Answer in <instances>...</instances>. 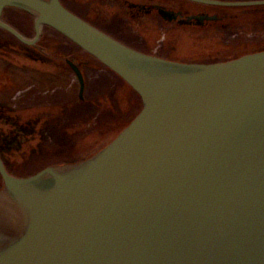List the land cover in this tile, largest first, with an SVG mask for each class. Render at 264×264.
Returning a JSON list of instances; mask_svg holds the SVG:
<instances>
[{"label": "water", "instance_id": "obj_1", "mask_svg": "<svg viewBox=\"0 0 264 264\" xmlns=\"http://www.w3.org/2000/svg\"><path fill=\"white\" fill-rule=\"evenodd\" d=\"M6 8L33 17L32 39L2 21ZM44 27L119 76L141 109L81 162L17 177L0 158V264H264V49L212 63L167 60L60 0H0V28L19 41L35 44ZM67 64L82 98L83 75Z\"/></svg>", "mask_w": 264, "mask_h": 264}, {"label": "rangeland", "instance_id": "obj_2", "mask_svg": "<svg viewBox=\"0 0 264 264\" xmlns=\"http://www.w3.org/2000/svg\"><path fill=\"white\" fill-rule=\"evenodd\" d=\"M124 1L78 0L86 6L82 11L87 10V18L91 20L92 14L98 13L108 22L111 20V24L115 23L118 12L124 15V10H128ZM241 12L233 10L232 14L238 16ZM3 19L26 38L34 36L32 16L8 8ZM127 20L123 24L129 34L124 39L175 61L231 59L264 47V11L242 13L237 23L236 19L227 22L229 33L214 38H207L208 33H192L183 28H174L167 34L161 27L137 24L129 17ZM0 34V113H4V118L0 119V141L5 147L2 159L10 173L31 175L51 165L48 163L42 167V161L47 158L52 163L57 162L53 166L86 159L116 136L126 121L125 117L129 119L139 111V101L129 87L110 75L111 82L107 84L102 78L108 76L107 73L97 71L99 69L93 66L92 59L81 56L82 53L76 55L78 51L50 30L43 28L42 36L32 45L20 44L1 30ZM57 52L77 59L88 87L96 92L93 97L95 106L85 113L87 116L84 112L73 115L71 105L76 103L79 85L75 75L63 67L64 59L53 57ZM29 105L36 108L24 109ZM13 113H20V121L6 117L13 116ZM111 113L115 115L107 121L106 115ZM55 117L58 120H54Z\"/></svg>", "mask_w": 264, "mask_h": 264}, {"label": "flooded vegetation", "instance_id": "obj_3", "mask_svg": "<svg viewBox=\"0 0 264 264\" xmlns=\"http://www.w3.org/2000/svg\"><path fill=\"white\" fill-rule=\"evenodd\" d=\"M221 1H256V0H221ZM62 4L66 6L68 9L72 10L73 12L85 17L87 21L92 23L93 25L99 27L109 35L121 39L124 41H127L124 39L126 34H129L127 31L124 30V21H128V17L132 21H137V24L147 23L146 25H152L154 27H158L161 30L169 32L173 30L174 28H183L184 31H190L192 33H198V34H209L207 38H214L215 36L223 33H229V29H227L228 24L227 22L236 19V23L240 21V17L242 16V13H258L264 11V5L262 6H252V7H223V6H210V5H203L198 3L189 2L186 0H133V2L124 1L126 4V7L128 10H124V15L118 14L115 17V23L111 24L109 20H105L101 18V16L96 14H92L93 17L90 20L87 18V10L84 12L82 11V8L84 3L78 2V0H61ZM86 4V3H85ZM86 7V6H85ZM159 9L161 10H168L173 11L177 14L176 18L166 19L163 18V16L160 14ZM233 10H241V15L235 16L232 14ZM207 15L209 17L216 16L215 20H203L201 23L198 22L196 18H191L193 16H203ZM119 16V17H118ZM245 17V16H244ZM191 18V19H188ZM129 20V21H130ZM2 21L5 23H8L2 18ZM10 24V23H8ZM11 25V24H10ZM115 26V27H114ZM14 27V26H13ZM15 28V27H14ZM16 29V28H15ZM228 31H227V30ZM4 35H6L8 38H12L13 40L17 41L16 38H14L12 35L7 33L6 31H3L0 29ZM17 30V29H16ZM19 31V30H18ZM20 32V31H19ZM223 36V35H222ZM6 40V39H5ZM19 42V41H17ZM7 43V40L5 41ZM20 43V42H19ZM22 44V43H20ZM134 45H136L133 42ZM56 56V55H55ZM55 56H53L55 58ZM75 63L78 64L77 59H73ZM68 66V65H67ZM65 67L68 71H71L70 67ZM81 68V67H80ZM91 68V66H90ZM84 97L81 101L82 104L80 107H77L74 105L71 109L74 110V108L79 112L88 113L89 111L93 110V106L90 102L86 101ZM36 107L34 106H27L24 107V109H34ZM23 109V110H24ZM71 114V113H70ZM6 116V115H5ZM6 117H13L10 118L11 120H19L20 113H13V116H6ZM4 118V113H0V119ZM54 120H58V118H54ZM20 121V120H19ZM51 129V126H49ZM56 127V125H55ZM47 129V128H46ZM44 130V133L46 131ZM18 133L19 132H12ZM43 133V134H44ZM52 134V129L50 131ZM13 135V136H14ZM53 135V134H52ZM0 156L2 158V153H4L2 150L5 149L4 145L0 141ZM3 160V159H2ZM5 163V161L3 160Z\"/></svg>", "mask_w": 264, "mask_h": 264}, {"label": "trees", "instance_id": "obj_4", "mask_svg": "<svg viewBox=\"0 0 264 264\" xmlns=\"http://www.w3.org/2000/svg\"><path fill=\"white\" fill-rule=\"evenodd\" d=\"M70 45H71L76 51H78V49H77L75 46H73L72 44H70ZM76 55H77V53H76ZM107 74H108V76L102 77V78H103V81L107 82V84H109V82H111L110 79H109V75L112 76V78H115V79H116V76H115L114 74H111L110 72H108ZM117 79H119V78H117ZM117 79H116V81H117ZM119 80H120V79H119ZM103 81H102V82H103ZM103 83H104V82H103ZM88 90H89L88 98H89V97H92V98H93V97L95 96L96 92H95V91L93 92L94 89H93L92 87L90 88V86L88 87ZM88 98H87V99H88ZM81 104H82V102H79V103L77 102V103H76V106H77V107H80ZM104 112H105V111H104ZM74 113H79V111H77V110L74 108V110H73V115H74ZM113 116H114L113 113H111V114H109V115H106V119H107V121L111 120V117H113ZM50 131H51V129H50ZM50 134H51V133H50ZM51 136H52V138H53L54 135H51ZM47 159H48V158H47ZM47 159H44V160L42 161V163H43V164H42L43 166L41 165L42 167H44V166L47 165L48 163H50V164H55V163H57V162L52 163V161H49V160H47ZM34 168H35V167H34ZM34 168H31L30 170H32V169H34ZM34 170H35V169H34ZM35 172H36V171H35Z\"/></svg>", "mask_w": 264, "mask_h": 264}]
</instances>
